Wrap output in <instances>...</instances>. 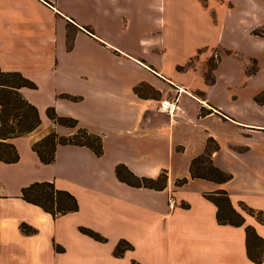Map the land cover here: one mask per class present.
<instances>
[{
    "label": "crops",
    "instance_id": "1",
    "mask_svg": "<svg viewBox=\"0 0 264 264\" xmlns=\"http://www.w3.org/2000/svg\"><path fill=\"white\" fill-rule=\"evenodd\" d=\"M245 4L253 21L239 43L224 19ZM263 26V0H0V67L37 86L22 94L42 121L11 141L18 163L0 161V264H254L245 227L219 225L205 195L225 190L264 239V225L240 207L264 212V38L253 35ZM184 46L193 54L176 57ZM204 50L201 69L178 70ZM176 96V116L160 113ZM49 109L101 137L103 156L59 146L55 162L43 164L36 143L75 134ZM209 140L218 145L214 166L232 176L222 185L191 178ZM119 165L139 178L166 172L167 187H131ZM42 182L72 194L79 211L54 219L21 198ZM23 224L37 233L25 235ZM121 241L133 250L117 258Z\"/></svg>",
    "mask_w": 264,
    "mask_h": 264
},
{
    "label": "trees",
    "instance_id": "2",
    "mask_svg": "<svg viewBox=\"0 0 264 264\" xmlns=\"http://www.w3.org/2000/svg\"><path fill=\"white\" fill-rule=\"evenodd\" d=\"M253 35L264 38V26L255 30ZM213 59L210 63L214 62ZM215 66L216 63L212 65L209 72H212ZM36 88L37 86L21 73L5 72L0 67V161L5 164H15L20 159L19 153L11 141L35 133L42 125L38 109L22 94L23 89ZM138 90L137 88V93ZM48 116L56 124L75 130V134L70 137H61L56 132H51L36 143L33 150L43 164L51 165L55 162L56 151L59 146L85 147L90 149L97 157L103 156L104 148L101 137L95 136L80 127L75 119L58 116L54 109L48 110ZM216 151H218V145L213 140H209L205 153L192 162V179L206 180L219 185L232 179L231 175L214 166L213 154ZM116 175L121 182L135 188L162 191L167 187L166 172L161 173L157 179L139 178L131 173L126 166L119 165L116 168ZM187 182V179L179 180L176 186L181 187ZM21 198L29 204L40 207L54 219L79 211L77 199L69 192L57 189L55 184L51 182L35 183L24 188ZM205 198L217 207L219 225L245 227L249 260L254 264H264V239L258 235L254 227L245 226V218L234 208L229 194L225 190H220L206 194ZM240 207L247 215L255 217L259 223L264 225V212H256L244 204H240ZM21 231L25 235L37 233L34 228L26 224L21 226ZM80 232L97 242H107L106 238L93 230L80 228ZM130 250H133V246L126 241H121L116 247L114 255L120 258ZM57 251L63 252V249L57 247ZM133 264L139 263L133 262Z\"/></svg>",
    "mask_w": 264,
    "mask_h": 264
},
{
    "label": "rangeland",
    "instance_id": "3",
    "mask_svg": "<svg viewBox=\"0 0 264 264\" xmlns=\"http://www.w3.org/2000/svg\"><path fill=\"white\" fill-rule=\"evenodd\" d=\"M248 5V4H247ZM246 4L243 6H240L239 8H236L234 10V12L228 16L227 18L224 19V23H225V30L227 32L228 35L226 36H231L232 38H237L238 41H241L244 39V33H245V29L248 27L249 24H251V21H253V17L251 15L252 10L250 9V6H247ZM261 12L260 10L256 11V17H260L261 16ZM199 41V40H198ZM241 43V42H239ZM182 52H177L176 53V57L181 58L183 55H187L188 54H193L194 51H191L187 48V46H184V48L182 49ZM175 52V50H174ZM205 52L204 51H200L199 54L193 58L191 60V62L189 64H187L186 66L183 67H178L179 71L182 72H186L191 68H196V69H201L202 67V63H201V55L202 53ZM213 60L214 62L209 63V70H211V67L213 64H215L218 59H220L221 57V52L219 51L217 53V55L213 54ZM207 68V65H206ZM208 79H211V72H209V74H207ZM181 104V103H180ZM183 105V103H182Z\"/></svg>",
    "mask_w": 264,
    "mask_h": 264
},
{
    "label": "built area",
    "instance_id": "4",
    "mask_svg": "<svg viewBox=\"0 0 264 264\" xmlns=\"http://www.w3.org/2000/svg\"><path fill=\"white\" fill-rule=\"evenodd\" d=\"M179 111V96L173 99L164 100L159 108V112L170 117H175ZM176 205V199L174 196L169 198V208L172 210Z\"/></svg>",
    "mask_w": 264,
    "mask_h": 264
}]
</instances>
